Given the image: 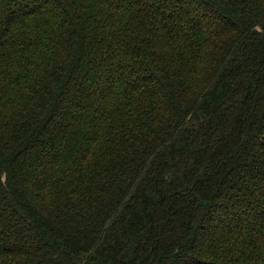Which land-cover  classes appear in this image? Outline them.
Masks as SVG:
<instances>
[{
	"label": "trees",
	"instance_id": "16d2710c",
	"mask_svg": "<svg viewBox=\"0 0 264 264\" xmlns=\"http://www.w3.org/2000/svg\"><path fill=\"white\" fill-rule=\"evenodd\" d=\"M0 264H264V0H0Z\"/></svg>",
	"mask_w": 264,
	"mask_h": 264
}]
</instances>
